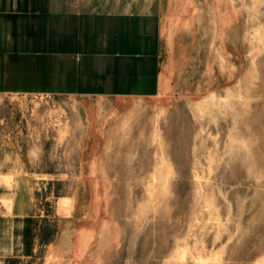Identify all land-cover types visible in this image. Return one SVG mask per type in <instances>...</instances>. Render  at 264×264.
Returning <instances> with one entry per match:
<instances>
[{"label": "rangeland", "instance_id": "obj_1", "mask_svg": "<svg viewBox=\"0 0 264 264\" xmlns=\"http://www.w3.org/2000/svg\"><path fill=\"white\" fill-rule=\"evenodd\" d=\"M129 1L167 90L93 172H35L74 151L51 102L0 97V264H264V0Z\"/></svg>", "mask_w": 264, "mask_h": 264}, {"label": "crops", "instance_id": "obj_2", "mask_svg": "<svg viewBox=\"0 0 264 264\" xmlns=\"http://www.w3.org/2000/svg\"><path fill=\"white\" fill-rule=\"evenodd\" d=\"M128 2L0 0V97L51 102L64 137L56 149L76 159L74 168L35 172H93V137L115 132L132 110L155 108L167 90L157 27Z\"/></svg>", "mask_w": 264, "mask_h": 264}]
</instances>
